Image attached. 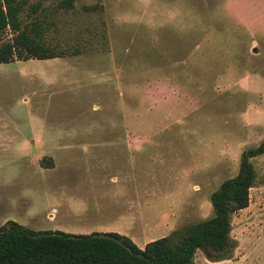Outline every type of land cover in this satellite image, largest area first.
<instances>
[{
	"label": "rangeland",
	"instance_id": "obj_1",
	"mask_svg": "<svg viewBox=\"0 0 264 264\" xmlns=\"http://www.w3.org/2000/svg\"><path fill=\"white\" fill-rule=\"evenodd\" d=\"M37 1L56 16L48 39L81 51L0 64V226L143 248L210 217L264 140V0H74L56 15L59 0ZM251 162L230 256L206 247L193 264H264V154Z\"/></svg>",
	"mask_w": 264,
	"mask_h": 264
},
{
	"label": "trees",
	"instance_id": "obj_2",
	"mask_svg": "<svg viewBox=\"0 0 264 264\" xmlns=\"http://www.w3.org/2000/svg\"><path fill=\"white\" fill-rule=\"evenodd\" d=\"M74 0H59L52 13L69 11ZM101 5L84 6L86 11ZM41 1L0 0V64L15 60L52 59L77 55L79 47L50 41L47 33L55 26ZM264 154V140L243 150L238 172L225 179L210 195L212 215L186 224L139 247L129 236L117 232L71 234L34 231L15 221L0 226V264H193L199 249L210 248L214 260L232 251L231 215L249 205L256 171L251 159ZM44 167L53 161L43 159Z\"/></svg>",
	"mask_w": 264,
	"mask_h": 264
}]
</instances>
